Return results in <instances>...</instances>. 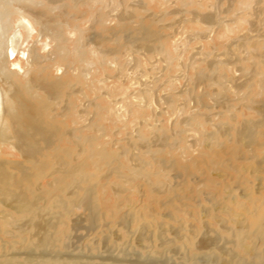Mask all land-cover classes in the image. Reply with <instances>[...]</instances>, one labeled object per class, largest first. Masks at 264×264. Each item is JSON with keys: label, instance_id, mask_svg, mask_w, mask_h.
I'll use <instances>...</instances> for the list:
<instances>
[{"label": "rangeland", "instance_id": "obj_1", "mask_svg": "<svg viewBox=\"0 0 264 264\" xmlns=\"http://www.w3.org/2000/svg\"><path fill=\"white\" fill-rule=\"evenodd\" d=\"M37 1L41 10L65 6V13L45 11L54 19L59 39L31 31L13 5L6 19L9 34L20 29L24 48L36 44L45 56L51 76L44 77L64 82L58 102L42 92L37 96L36 90L33 99L20 89L24 99L37 101L39 122L59 128L53 146L44 149L48 157L58 158L57 163L48 158L52 167L46 176L31 182L18 178L20 188L61 187L49 184L53 178H64V183L72 179L49 174L62 162L68 168L83 164L85 173L98 176L81 186L106 187L105 193L97 191L105 211L116 201L112 187H118L120 200L133 199L144 212L154 209L158 221L175 224L173 216L202 233L210 226L211 235L222 238L220 247L234 249L224 224L204 210L225 199L221 187H233L228 166L218 162L230 157L235 130L243 128L245 117L260 118L243 96L253 81L256 101L264 98L252 78L264 75V0ZM144 27L151 33L146 43L139 40ZM57 66L64 68L62 75ZM14 81L19 86L23 78L15 76ZM43 101L48 104L44 109L39 107ZM0 149L8 161L26 164L9 142L0 141ZM102 151L108 160L100 159ZM7 170L18 173L14 167ZM176 193L179 199L165 205ZM85 242H78L77 252H90Z\"/></svg>", "mask_w": 264, "mask_h": 264}, {"label": "bare ground", "instance_id": "obj_2", "mask_svg": "<svg viewBox=\"0 0 264 264\" xmlns=\"http://www.w3.org/2000/svg\"><path fill=\"white\" fill-rule=\"evenodd\" d=\"M12 5L20 11L31 31L58 39L54 19L45 11L55 9L65 13L61 10L65 6L41 10L43 4L37 0H0V141L12 144L26 162L8 161L0 155V264H264V98L256 101L250 77H246L251 82H245L249 83V92L243 96L248 102L244 104L260 118L245 117L243 128L235 130L230 157L219 158L218 162L228 166L233 187H221L226 193L225 199L204 210L213 220L224 224V231L240 253L220 247L222 238L212 236L210 226L205 225L208 229L202 233L195 231L194 225L188 227L173 216L170 218L177 225L158 221L154 209L144 212L145 207H138L133 199L120 200L122 190L118 187H112L116 201L112 207H104L108 210L105 211L97 200V191L101 188L105 193L107 189L81 186L82 182L88 184L98 176L85 173L83 164L68 168L62 162L60 169L49 174L65 175L72 183H64V178L58 177L49 185L61 184V187L20 188L19 179L31 182L33 177L46 176L52 167L50 160L57 163L58 155L49 156V160L44 149L53 146L60 131L39 122L35 111L37 101L24 99L20 89L24 88L33 99H36L33 93L36 90L37 96L42 92L48 100L58 102L64 82L62 78L50 81L44 77V73L51 76L50 64L38 52L36 44L24 48L25 35L20 29L9 34L6 17L11 14L8 7ZM144 28L139 38L142 43L148 42L151 36L148 27ZM63 69L57 66V75H62ZM256 75L252 78L259 82L260 95H264V75ZM15 76L23 78L19 86ZM39 107L44 109L48 104L43 101ZM90 141L91 138H85L88 144ZM100 159H109L105 151L100 153ZM9 167L16 168L18 173L9 172ZM139 171L137 174H142ZM144 178L149 179L147 175ZM147 183L151 186V181ZM149 188L157 190V187ZM174 198L179 199L177 193L164 204H174L177 201ZM216 211L221 214H214ZM82 240L90 252H77L78 242Z\"/></svg>", "mask_w": 264, "mask_h": 264}]
</instances>
